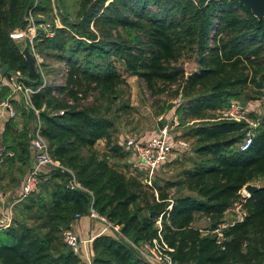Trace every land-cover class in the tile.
Instances as JSON below:
<instances>
[{"label":"trees","instance_id":"1","mask_svg":"<svg viewBox=\"0 0 264 264\" xmlns=\"http://www.w3.org/2000/svg\"><path fill=\"white\" fill-rule=\"evenodd\" d=\"M30 10L51 22L50 0L35 8L31 0H0V64L34 91L43 77L58 76L57 64L66 72L62 85L31 95L32 108L16 105L22 129L15 119L1 129L0 190L15 188L25 174L35 123L63 170L42 175L38 192L14 206L10 227L0 231V264H81L62 233L89 208L119 225L135 246L160 238L175 264H264V183L249 198L241 195L246 185L264 180V117L248 114L257 122L253 129L218 119L231 101L247 106L264 98V19L236 0H79L73 21L60 11L64 28L52 25V37L38 31L34 48L43 63L35 61L37 81L11 38L26 30ZM186 57L196 70L186 71ZM119 67L150 98L165 97L162 111H173L179 137L191 145L195 161L173 180L160 184L155 174L184 156L160 166L151 185L143 173L120 170L127 153L115 113L130 107L115 106L127 85ZM9 95L0 86V101ZM249 130L252 143L241 152ZM100 141L102 152L95 149ZM69 174L78 187L65 186ZM236 206L245 218L226 223ZM200 221L205 226L198 227ZM89 251L93 264H148L111 233L95 237Z\"/></svg>","mask_w":264,"mask_h":264},{"label":"built area","instance_id":"2","mask_svg":"<svg viewBox=\"0 0 264 264\" xmlns=\"http://www.w3.org/2000/svg\"><path fill=\"white\" fill-rule=\"evenodd\" d=\"M31 2L33 8L39 4V0H31ZM50 4L52 8V19L50 23L45 21L43 14L33 15L30 10L26 19L28 22L26 30L15 32L11 35L13 40L16 39L18 42L23 41L28 44L30 52L37 63L41 62V60L38 57L33 44L38 31L43 30L46 37H51L52 33L47 31V29H50L52 25L56 28H62L59 20L56 0H50ZM38 21H40L39 24H37ZM65 72V69L62 67V84ZM21 80L22 77L18 73H10L9 77L0 75V86L8 88L10 92L9 98H11L12 101H17L16 99L20 97L23 99L25 108H32L30 103L31 95L50 83L43 77L42 86L34 91L25 87ZM11 100L5 99L0 101V131L8 120H14L17 118V111ZM263 100L264 98L259 101L261 102ZM259 101H252L247 106H242L238 101H231L226 109L218 113V119L235 122L244 121L248 124L250 129H253L257 126V122L251 121L248 118V114L250 113L249 107L254 106V104H257ZM173 103L178 105L180 100L177 99ZM35 114H37L36 111ZM162 120V118H159L157 122H161ZM252 139L253 136L251 134V130H249L243 140L238 144L239 151L244 152L248 150L252 143ZM29 143L30 151L33 153V160L19 187L15 202L11 203L6 210H0V231L10 227L13 220L14 206L20 201L38 192L40 177L42 175H46L53 169L63 170L59 163L50 156L47 143L40 136L39 123H37V126L32 133ZM124 150L127 154H129V156L133 157L134 160L131 161L132 166L137 170V172L146 174L145 183L151 185L153 175L160 166L170 163L175 160V158L186 156L191 153L192 148L189 142L179 137L178 121L175 116H172L168 121H166V125L161 130L158 129L157 132L148 140L140 142L135 139H126L124 142ZM71 182L78 187V185L74 182V179H72ZM241 195L244 199L250 197L243 189L241 190ZM233 212L236 215L235 222L243 221L246 216L245 211H243L240 206H236L233 209ZM80 217L81 216L77 215L69 227H71L73 222ZM87 217L90 218L99 228L97 236L105 233H111L117 238L128 243L148 264H175L169 256V253L172 250L169 249L160 240V238L159 241L153 240L149 244L147 243L135 246L122 235L121 227L119 225H116L108 221L106 218L98 215L92 208H89ZM223 228H225V225L221 226L219 230L216 231L219 236L221 235L219 231ZM92 240L93 239L81 240L70 230H65L62 233L63 243L67 245L80 259L81 264H93V257L89 251V244Z\"/></svg>","mask_w":264,"mask_h":264},{"label":"rangeland","instance_id":"3","mask_svg":"<svg viewBox=\"0 0 264 264\" xmlns=\"http://www.w3.org/2000/svg\"><path fill=\"white\" fill-rule=\"evenodd\" d=\"M78 1L79 0H60L61 2V9L58 10V15L60 11L62 14H67L70 21H73L75 14L77 12L78 7ZM46 20V19H45ZM60 20V17H59ZM47 22V21H46ZM50 23V22H48ZM61 23V20H60ZM62 28L64 26L61 23ZM56 28V27H55ZM51 29V28H50ZM50 29H47V31H50L53 36V31ZM58 29H61L59 27ZM51 36V37H52ZM19 45L22 48L25 46V42L19 41ZM34 45V44H33ZM39 57V56H38ZM40 58V57H39ZM41 62L37 63L36 61V67L41 65L43 63V60L40 58ZM51 63V62H50ZM54 64V63H51ZM185 69L187 72H192L197 69L196 65L193 64L192 61H189L186 57L184 60ZM58 70H60L57 77L51 78V77H45L47 82L62 85V78H61V67H63V64H57ZM119 70L121 71L122 75L125 77L127 85L123 86L119 89V99L117 104L115 106L119 107L121 105H128L129 113L126 112H117V116L115 113V126H116V135L122 137L123 139H135L140 142H144L146 135L150 137L152 132L156 129V124H159L160 122H157L159 118H162L165 121H168L170 117L173 114V111H169L164 113L162 110L164 107H166L165 103V97H159V98H150L148 93L145 91L143 84L135 77L127 75L122 71V69L119 67ZM10 99L11 98H6ZM17 101H12L14 103L15 107L18 105V107L22 106L23 108V99L18 97L16 99ZM170 103V102H169ZM16 109V108H15ZM24 109V108H23ZM254 109L256 110V114L259 118L264 117V100L259 101L257 104H254ZM115 110V108H113ZM158 114V115H156ZM16 123L19 124L22 119V117H18L15 119ZM151 133V134H150ZM95 149L97 151L102 152L104 149V142L103 145L101 142H98L95 145ZM195 157L192 153L187 154L183 157V160L180 162L179 165H170L165 166L162 170L157 172L155 175L156 178H159L161 180L160 184H162L163 180L170 179L173 180V176H175L181 169L189 168L191 167V163L194 160ZM154 178V176H153ZM152 178V180H153ZM264 183V180H259L258 182H254L252 185L259 186ZM13 218H14V208H13ZM12 218V219H13ZM236 218L235 213L230 209L226 215L225 220L226 223L232 222ZM198 227L205 226V222L200 221L196 224Z\"/></svg>","mask_w":264,"mask_h":264},{"label":"crops","instance_id":"4","mask_svg":"<svg viewBox=\"0 0 264 264\" xmlns=\"http://www.w3.org/2000/svg\"><path fill=\"white\" fill-rule=\"evenodd\" d=\"M249 108H250V110H249L250 113L256 111L254 109V106L249 107ZM254 114L257 116L256 112ZM23 126H24V120H21L20 123L16 125L18 130L22 129ZM36 126H37V123H35L34 126L32 125V130L35 129ZM157 130H158V124H156V129L152 132V134L150 133L151 134L150 137L153 136L157 132ZM179 132L180 131H178V134H179ZM30 133H33V131H31ZM148 136L146 135L147 138H145V141L150 138ZM100 142L103 145V141H100ZM1 151L2 150H0V163L2 161L1 160ZM32 160H33V153H32V151H30V161H29L28 167L26 168L25 174L27 173V171H28V169L32 163ZM132 160H134L133 157H131V156H129V154H127L126 159L119 161L120 170L130 171L132 173H135V172L137 173V170L132 166V162H131ZM25 174L23 175L22 179L20 180V182H18V184L15 188L10 189V190H3V191L0 190V210H6L11 203L15 202L16 197H17V193L19 191V187L23 181V178L25 177ZM143 175L146 176V174H143ZM69 230L72 231L73 233H75L81 240H87V239H94L95 237H97V233L99 231V228L96 226V224L90 218H88L86 216V217H80L79 219L74 221L73 225L71 227H69Z\"/></svg>","mask_w":264,"mask_h":264},{"label":"water","instance_id":"5","mask_svg":"<svg viewBox=\"0 0 264 264\" xmlns=\"http://www.w3.org/2000/svg\"><path fill=\"white\" fill-rule=\"evenodd\" d=\"M241 6H243L245 9L250 11L255 18L258 20L264 19V0H236ZM16 44L19 45L18 40H13ZM21 54L23 55L25 61L28 63L31 71L33 74H35L37 81L40 79V74L37 73L35 68V60L33 55L30 52V47L27 43H25L24 48L21 49ZM0 75L9 77L10 73L8 72V68L4 67L0 64ZM166 125V121L162 120L158 124V129L161 130ZM73 176L69 174L68 179L65 182V186L68 187L70 182L72 181ZM258 189V187L248 184L246 185L243 190L246 192L249 196L253 194Z\"/></svg>","mask_w":264,"mask_h":264}]
</instances>
